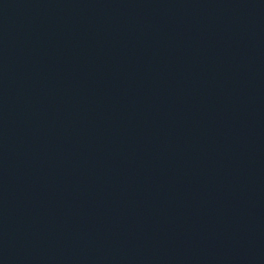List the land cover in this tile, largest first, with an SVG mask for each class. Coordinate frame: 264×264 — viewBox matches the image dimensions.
I'll use <instances>...</instances> for the list:
<instances>
[{
	"label": "water",
	"instance_id": "water-1",
	"mask_svg": "<svg viewBox=\"0 0 264 264\" xmlns=\"http://www.w3.org/2000/svg\"><path fill=\"white\" fill-rule=\"evenodd\" d=\"M0 264H264V0H0Z\"/></svg>",
	"mask_w": 264,
	"mask_h": 264
}]
</instances>
